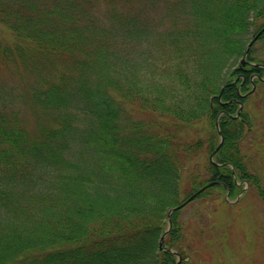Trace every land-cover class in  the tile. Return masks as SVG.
<instances>
[{
  "label": "trees",
  "instance_id": "trees-1",
  "mask_svg": "<svg viewBox=\"0 0 264 264\" xmlns=\"http://www.w3.org/2000/svg\"><path fill=\"white\" fill-rule=\"evenodd\" d=\"M0 25V264H189L173 208L264 199V0H0Z\"/></svg>",
  "mask_w": 264,
  "mask_h": 264
},
{
  "label": "rangeland",
  "instance_id": "rangeland-1",
  "mask_svg": "<svg viewBox=\"0 0 264 264\" xmlns=\"http://www.w3.org/2000/svg\"><path fill=\"white\" fill-rule=\"evenodd\" d=\"M0 30L9 36L1 25ZM255 56L264 60L263 42L256 44ZM254 86L245 107L253 117V129L241 150L264 187V85ZM239 185L235 198L210 195L180 209L189 264H264V199L256 186L241 181Z\"/></svg>",
  "mask_w": 264,
  "mask_h": 264
},
{
  "label": "water",
  "instance_id": "water-1",
  "mask_svg": "<svg viewBox=\"0 0 264 264\" xmlns=\"http://www.w3.org/2000/svg\"><path fill=\"white\" fill-rule=\"evenodd\" d=\"M264 31V29L262 30V31H260L259 33H258V35H256V37L253 39V41L250 43V45L248 46V48H247V52H246V54L249 52V49H250V47H251V45L257 40V38L259 37V35L262 33ZM245 58H246V56H244V58L242 59V63H245ZM222 145V143L219 145V147ZM214 183H211V184H209V185H207V186H205V187H203V188H201L200 190H198L197 192H195L194 194H192L189 198H187L181 205H179L178 207H176V208H174V209H172V211L169 213V218H170V216H171V213L173 212V211H175V210H178V209H180V208H182V207H184L186 204H188L189 202H191L198 194H200L202 191H204L206 188H208L209 186H211V185H213ZM169 222H170V224H171V221L169 220ZM164 237H165V235H163L162 237H161V240H160V247L162 248V243H163V239H164Z\"/></svg>",
  "mask_w": 264,
  "mask_h": 264
},
{
  "label": "bare ground",
  "instance_id": "bare-ground-1",
  "mask_svg": "<svg viewBox=\"0 0 264 264\" xmlns=\"http://www.w3.org/2000/svg\"><path fill=\"white\" fill-rule=\"evenodd\" d=\"M218 149H219V146L217 147V149L215 150V152H217V151H218Z\"/></svg>",
  "mask_w": 264,
  "mask_h": 264
}]
</instances>
